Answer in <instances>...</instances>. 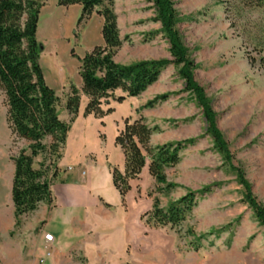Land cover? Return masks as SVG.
<instances>
[{"label":"rangeland","instance_id":"obj_1","mask_svg":"<svg viewBox=\"0 0 264 264\" xmlns=\"http://www.w3.org/2000/svg\"><path fill=\"white\" fill-rule=\"evenodd\" d=\"M40 1L44 3L37 31V40L43 46L40 62L47 83L60 97L59 117L69 121L65 102L70 85L75 84L82 93L78 57L103 43L102 18L95 9L90 17L79 21L80 5ZM173 2L178 17L176 28L194 61L195 80L212 100L218 127L233 155L231 165L207 134L203 110L186 90L185 80L173 63L163 67L159 79L138 96H126L118 102L116 98L125 93L117 90L109 104L103 105L105 110L114 111L101 119L84 115L87 97L82 93L63 155L66 167L59 166V176L72 173V168L77 176L79 167L87 170L94 162L93 176L111 203L119 204L121 199L109 175V163L123 161V151L115 138L126 118L133 121L142 116L149 126L158 127L151 137L154 147L192 142L180 151L179 163L165 169L166 182L145 174L134 181L125 205L105 206L94 212L91 207L89 214H82L73 224L76 231L72 247L64 252L54 250L41 263L36 241L39 233L46 231V219L47 227L56 231L55 223L50 221L54 214L39 206L16 223L11 195L15 167L12 157L28 142L11 133L0 90V264H264V227L244 201L236 170L243 171L264 204V3ZM113 9L123 39L114 56L117 62L173 60L153 2L115 0ZM163 94H168L167 99L143 108ZM42 160V155L36 158L37 162ZM191 192L195 204L180 225L154 226L145 222L147 217L141 218L153 209L155 199L167 208ZM14 219L9 236L4 229ZM202 235L206 236L198 240ZM43 247L45 250V243Z\"/></svg>","mask_w":264,"mask_h":264},{"label":"trees","instance_id":"obj_2","mask_svg":"<svg viewBox=\"0 0 264 264\" xmlns=\"http://www.w3.org/2000/svg\"><path fill=\"white\" fill-rule=\"evenodd\" d=\"M57 1L60 6L80 5L79 21L90 17L95 9L104 18V45H96L84 56L78 57L79 75L83 81L82 93L87 97L85 116L103 118L112 113L113 108L105 110L103 105L109 104V99L114 97L117 90L125 93L116 98L118 102H123L126 96H138L159 79L163 67L173 63L178 67L180 77L185 80L186 90L193 94L203 110L207 134L212 137L217 151L231 165L233 155L218 127L212 100L204 87L195 80L194 61L176 28L178 17L173 0H150L162 22V32L170 43L173 60L146 59L129 64L119 63L114 59L115 53L123 44L118 17L113 9L115 0ZM247 1L250 5L255 2L264 3V0ZM43 6L44 3L40 0H0V90L7 107L6 121L14 136L28 142L27 147L12 157L15 168L11 195L17 224L22 215L31 213L41 203L54 205L52 185L59 176L58 164L64 155L71 123L77 118L82 101L80 89L71 84L65 102L71 118L65 121L59 117L57 106L60 97L47 83L40 63L43 46L37 40V31ZM167 97L168 94L156 96L143 108H152ZM156 130L158 127L149 126L142 116L133 121L126 118L115 138V144L124 153L125 168L121 171L118 166L111 165V172L113 184L124 205L126 196L132 189L131 180L138 179L146 165L150 175L158 182H166L165 169L178 164L181 160L180 151L187 143L192 142L176 141L154 147L151 145V137ZM40 155L43 160L37 162L36 158ZM236 170L239 182L243 185L244 201L264 227V204L254 194L243 171ZM169 185L172 186L171 183ZM194 204L193 192L171 202L167 208H162L159 200L155 199L153 209L144 213L141 218L147 217L145 222L149 225L177 226L186 219ZM204 236L206 235L198 240Z\"/></svg>","mask_w":264,"mask_h":264},{"label":"crops","instance_id":"obj_3","mask_svg":"<svg viewBox=\"0 0 264 264\" xmlns=\"http://www.w3.org/2000/svg\"><path fill=\"white\" fill-rule=\"evenodd\" d=\"M97 16L102 18V27H103V23H104L103 16L99 14H97ZM102 44H104V41ZM60 71H62L61 67H60ZM78 85L80 86V84ZM63 159L64 156L59 161L60 167H62L63 165L62 163ZM114 164L115 166H118L121 171H124L125 156L123 157V161H120L118 163H112V162L109 163L110 165L109 175L111 176L112 182H113V177L111 172V165ZM63 166L66 167V165ZM88 166L89 168L87 170L85 168L82 169V166L79 167V169H77L78 171L77 176H74L73 174L75 170L74 168H72L71 171L72 173H61L60 176L57 178V180L55 179L52 185L53 194L55 197L54 205L50 206L47 203H41L39 205V206H43L49 213L51 212L54 214V216L51 217L50 221L55 223L56 231H53L47 227L49 220L46 218H43L47 220V222L44 224L43 230L49 231L55 236V241L53 242L55 246L54 250H57L58 252H64V250H68V247L69 248L72 247L73 236H75L73 233L76 231L73 224L74 222L79 221L81 219L80 217L82 214H86V213L89 214L92 210L93 212L95 210H103L105 206L119 207L121 205H124L122 203L121 195H120L121 199L119 204L111 203L106 198H104V196L102 195L103 187L102 185L97 183L96 177L93 176V168L95 166L94 162H91V164H89ZM145 174L147 176L148 175L150 176L148 165L144 167L140 177L142 178L143 176H145ZM135 180L137 179L131 180L132 189ZM132 189L127 194L126 201H128ZM91 207H93L92 210ZM14 227H15V219L11 221L10 224H8L4 230L8 232L10 236L11 232L14 230ZM36 243L38 247L36 252L41 251L39 255L41 258L44 252L43 244L45 243L42 232L39 233V238L36 241Z\"/></svg>","mask_w":264,"mask_h":264},{"label":"built area","instance_id":"obj_4","mask_svg":"<svg viewBox=\"0 0 264 264\" xmlns=\"http://www.w3.org/2000/svg\"><path fill=\"white\" fill-rule=\"evenodd\" d=\"M43 236L45 240V250L44 255L40 258L41 263H44L53 255V242L55 241V236L49 231H44Z\"/></svg>","mask_w":264,"mask_h":264}]
</instances>
